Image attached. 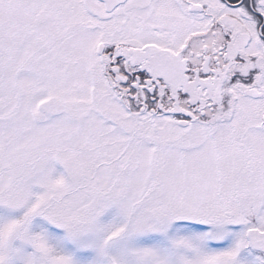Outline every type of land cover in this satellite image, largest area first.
<instances>
[{
	"label": "snow or ice",
	"instance_id": "snow-or-ice-1",
	"mask_svg": "<svg viewBox=\"0 0 264 264\" xmlns=\"http://www.w3.org/2000/svg\"><path fill=\"white\" fill-rule=\"evenodd\" d=\"M0 264H264V0H0Z\"/></svg>",
	"mask_w": 264,
	"mask_h": 264
}]
</instances>
